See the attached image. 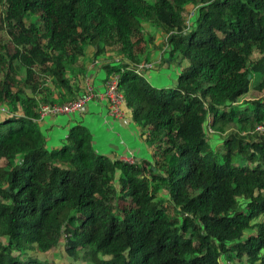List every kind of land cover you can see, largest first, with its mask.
Segmentation results:
<instances>
[{"label":"trees","instance_id":"obj_1","mask_svg":"<svg viewBox=\"0 0 264 264\" xmlns=\"http://www.w3.org/2000/svg\"><path fill=\"white\" fill-rule=\"evenodd\" d=\"M147 25L172 88L136 71ZM99 58L151 159L99 152L82 122L50 147L37 125ZM0 106V264H264V0H0Z\"/></svg>","mask_w":264,"mask_h":264},{"label":"crops","instance_id":"obj_2","mask_svg":"<svg viewBox=\"0 0 264 264\" xmlns=\"http://www.w3.org/2000/svg\"><path fill=\"white\" fill-rule=\"evenodd\" d=\"M162 40V37L159 38ZM154 55L157 53L156 62L164 64V67L170 66V60L164 58L162 51L157 45ZM161 53V55H159ZM119 59L109 62L116 63ZM155 62V61H152ZM155 62V63H156ZM104 62L99 59L91 62L89 75L82 84V90L79 96L87 92V84L94 88L95 95L88 101L85 107L72 114L48 115L36 121L37 125L47 134L50 147L61 145L68 135L71 126L82 122L93 134L94 146L101 153L109 155L111 158H117L122 161L134 163L143 159H151V151L141 135L140 127L133 121L132 116L127 113L124 120L117 119L110 114L107 101L102 97L106 89L107 74L103 69ZM180 71V70H179ZM104 74L102 78L100 76ZM147 79L152 77L151 71L145 73ZM170 78H172L170 76ZM174 83L168 86H175ZM158 87V86H156ZM163 88V87H158Z\"/></svg>","mask_w":264,"mask_h":264},{"label":"built area","instance_id":"obj_3","mask_svg":"<svg viewBox=\"0 0 264 264\" xmlns=\"http://www.w3.org/2000/svg\"><path fill=\"white\" fill-rule=\"evenodd\" d=\"M196 10H193L189 16L187 23L189 24L184 28V32H188L190 26V20L195 16ZM168 42V36H167ZM168 46V45H167ZM165 50H168V47ZM155 67L154 62H146L136 66V71L145 75L146 72L152 70ZM106 89L102 97L107 101L110 114L120 120L126 118V112L124 106L126 103L125 94L119 88V77L117 75H112L106 80ZM95 95L94 88L91 84H87V92L84 95L79 96L76 100H70L66 102H56L50 104H44L40 109V118L48 115H61V114H72L81 111L90 99ZM8 108L6 106H0V112H6ZM260 134L264 135V125H260L256 129ZM210 132L214 131L209 128Z\"/></svg>","mask_w":264,"mask_h":264},{"label":"rangeland","instance_id":"obj_4","mask_svg":"<svg viewBox=\"0 0 264 264\" xmlns=\"http://www.w3.org/2000/svg\"><path fill=\"white\" fill-rule=\"evenodd\" d=\"M154 0H152L153 2ZM194 9H192L189 14H188V17L190 16L191 12L193 11ZM146 32L152 34V41L150 40V44L149 45V50H148V53L147 55L149 56L150 60L152 61H155L157 60V53H158V50L156 51V54L155 55H151L150 51H152V54H154L155 52V48H153V46H156L158 48L159 47V44H160V40L159 38L163 36L162 33H155L154 30L151 29V27L149 25L146 26ZM165 42H167V35L164 36V39H163ZM161 55V53L159 54ZM162 55H164V58H170V66L168 68L164 67V64H160L158 62H154L155 64V67L150 70L151 73H152V77L150 79H148L150 81V83L154 86H158V87H166L167 89L169 88H172L174 86H168L170 85V83H174L172 81V78L173 79H177L178 78V75H179V70H180V67L177 63V60L175 59H172V57H169L168 56V51L163 53ZM100 61L102 62H105L106 60L104 58H99ZM24 74V72H22ZM104 76V74H102L100 76V78H102ZM170 76L172 78H170ZM80 84L82 85L83 84V81L80 82ZM249 98V95L247 96ZM211 134H213V132H210ZM224 137V136H222ZM221 136H219L218 134H214V137H211V142H212V146L213 148H218L222 142H223V138ZM121 205H122V208H127L129 205L128 203L126 202H121ZM59 252L64 256V258L59 254ZM49 259H51L53 256L55 258H59L60 260H67V257L64 255L62 249H59L57 253H55V255H52V254H48L46 255ZM45 257V256H44ZM46 258V257H45ZM59 262V261H58Z\"/></svg>","mask_w":264,"mask_h":264}]
</instances>
